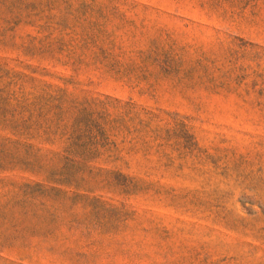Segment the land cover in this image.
Instances as JSON below:
<instances>
[{
    "label": "rangeland",
    "instance_id": "374dc122",
    "mask_svg": "<svg viewBox=\"0 0 264 264\" xmlns=\"http://www.w3.org/2000/svg\"><path fill=\"white\" fill-rule=\"evenodd\" d=\"M0 264H264V0H0Z\"/></svg>",
    "mask_w": 264,
    "mask_h": 264
}]
</instances>
